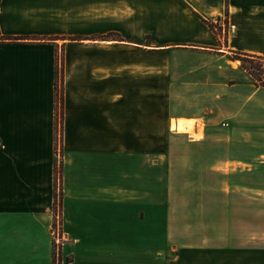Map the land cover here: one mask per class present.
I'll list each match as a JSON object with an SVG mask.
<instances>
[{"label": "crops", "instance_id": "0c3cea01", "mask_svg": "<svg viewBox=\"0 0 264 264\" xmlns=\"http://www.w3.org/2000/svg\"><path fill=\"white\" fill-rule=\"evenodd\" d=\"M127 5L125 26L104 0H0V264H52L57 142L61 264H249L218 216L227 142L264 157V87L233 60L264 58V0Z\"/></svg>", "mask_w": 264, "mask_h": 264}, {"label": "rangeland", "instance_id": "374dc122", "mask_svg": "<svg viewBox=\"0 0 264 264\" xmlns=\"http://www.w3.org/2000/svg\"><path fill=\"white\" fill-rule=\"evenodd\" d=\"M127 0H104V17L116 18L120 24L126 26L127 21ZM119 31L117 27L103 30V36L90 35V39H118L115 34L109 32ZM120 32V31H119ZM122 39L128 41L127 36L121 32ZM75 38H70L72 41ZM121 39V40H122ZM78 40V38L76 39ZM121 55V60L128 54L143 52L131 45H112V48ZM113 49V50H114ZM156 52V51H148ZM153 65H158L159 57L153 53ZM246 66L259 79L264 78V63L248 61ZM153 69V78L156 77ZM264 145V143H261ZM255 147L240 148L239 142L233 144L227 142V205L224 211L225 219L218 216V219L227 224V248H245L242 252H229L227 250V262H249V264H264V157L255 156ZM56 162L61 161V143L57 142L55 148ZM248 162V163H246ZM211 181V180H210ZM216 185H224L222 175H216ZM217 198H222L217 194ZM53 242L60 249L56 242L57 233L61 234L59 218L53 229ZM62 238V237H61ZM52 242V243H53Z\"/></svg>", "mask_w": 264, "mask_h": 264}, {"label": "trees", "instance_id": "16d2710c", "mask_svg": "<svg viewBox=\"0 0 264 264\" xmlns=\"http://www.w3.org/2000/svg\"><path fill=\"white\" fill-rule=\"evenodd\" d=\"M209 27L216 31V27L214 24L210 23ZM233 60H238L240 62V66L243 70H245L254 80L255 85L264 87V78L259 79L256 77L254 73H252L249 68L246 66L248 61H258L260 63H264V58L247 55L243 53H236L233 56ZM55 95H56V105H57V118L61 116V105H62V68H61V59L57 56V80L55 84ZM57 123L60 124V121ZM61 174H62V163L61 161L59 164L55 163L54 169V204H53V211H54V219L53 225L56 224L57 217L59 218V224L61 225ZM52 264H61V253L60 249L56 247L55 243H52Z\"/></svg>", "mask_w": 264, "mask_h": 264}, {"label": "bare ground", "instance_id": "6f19581e", "mask_svg": "<svg viewBox=\"0 0 264 264\" xmlns=\"http://www.w3.org/2000/svg\"><path fill=\"white\" fill-rule=\"evenodd\" d=\"M176 123L177 126L172 122V128H176L179 132H189L191 130V123L188 121L178 120Z\"/></svg>", "mask_w": 264, "mask_h": 264}, {"label": "built area", "instance_id": "2783aa9c", "mask_svg": "<svg viewBox=\"0 0 264 264\" xmlns=\"http://www.w3.org/2000/svg\"><path fill=\"white\" fill-rule=\"evenodd\" d=\"M56 157L59 158L58 155H57ZM57 163H58V161H57ZM59 231H60V230H59ZM59 231H58V233H57V239H56V242H57L58 244H59V242H60L59 240H61V237H62L61 234L59 233Z\"/></svg>", "mask_w": 264, "mask_h": 264}]
</instances>
